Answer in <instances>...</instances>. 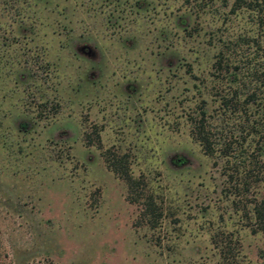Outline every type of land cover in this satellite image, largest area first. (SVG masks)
Returning <instances> with one entry per match:
<instances>
[{"label":"rangeland","instance_id":"1","mask_svg":"<svg viewBox=\"0 0 264 264\" xmlns=\"http://www.w3.org/2000/svg\"><path fill=\"white\" fill-rule=\"evenodd\" d=\"M262 7L0 0V264H219L222 248L264 264L250 217L264 183L225 192L190 133L217 107L230 40L257 38L264 65ZM107 154L153 196L152 223Z\"/></svg>","mask_w":264,"mask_h":264},{"label":"trees","instance_id":"2","mask_svg":"<svg viewBox=\"0 0 264 264\" xmlns=\"http://www.w3.org/2000/svg\"><path fill=\"white\" fill-rule=\"evenodd\" d=\"M235 7L247 6L261 11L264 0H233ZM260 23L264 17L259 15ZM244 40V41H243ZM258 45L257 38L250 39ZM239 37L229 41L230 53L218 52L214 61L217 107L211 112L201 109L191 118V135L199 142L202 151L219 163L223 175L224 191L246 194L250 188L264 183V65L254 62L251 43ZM245 43V50L242 44ZM238 49V50H237ZM106 165L120 175L132 198L141 200L142 214L151 223L160 210L151 194L141 193L139 179L127 169L122 157L105 155ZM253 231L262 236L258 256L264 258V194L252 198ZM222 248L219 264H234L229 251Z\"/></svg>","mask_w":264,"mask_h":264}]
</instances>
